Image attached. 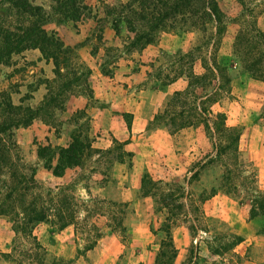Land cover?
I'll use <instances>...</instances> for the list:
<instances>
[{"label":"rangeland","instance_id":"rangeland-1","mask_svg":"<svg viewBox=\"0 0 264 264\" xmlns=\"http://www.w3.org/2000/svg\"><path fill=\"white\" fill-rule=\"evenodd\" d=\"M29 1L50 14L52 22L45 29L55 32L63 44L70 47V51L59 55V73L55 72L52 60L43 59L37 49L12 54L0 65V91L7 93L13 105L23 109L35 110L41 106L37 118L30 125L51 132V137L64 135L69 144L71 136L76 135L93 143L100 136V131L89 133L93 125L91 116L86 109L67 113L66 101L78 95L89 99L94 70L110 74L124 55L145 47L139 44L131 47L133 35L125 29L119 36L112 32L115 37L110 41L106 37V28H111L107 11L124 4L126 0H85L89 12L76 22H58L60 16L53 12L52 0ZM216 3L221 11L220 24L211 22L205 26H193L191 22L183 23L179 19L171 21L165 30L159 32H173L180 36L186 52H164L147 63L149 68L144 84L151 88L179 77H183L188 84L192 75L209 76L207 69L213 63L221 70L211 86L208 83L212 77H208L205 90H195V95L206 93L215 103L201 105L194 101L193 95H182L169 103L171 98L163 111L155 115L156 119L153 118L147 125L145 135L164 128L176 136L173 150L187 149L181 161L152 160L151 170L145 168L137 177L130 169L132 157L128 156L131 152L125 149L127 142L113 139L107 150L93 148L98 152L86 155L80 167L68 169L58 184L45 182V175L48 172L50 175L51 171L44 168L41 181L35 176L42 199L52 197L56 202L66 198L70 203V210L75 213V225L70 226L75 230L77 250H83L96 234H100L101 239L110 233L117 234L121 244L128 247L132 238L127 233V226H124L125 220L122 222L123 229H114V222L119 220L122 209L123 219L127 216L132 218L128 221L131 226H141L148 231L151 241L147 251L154 260L160 251L166 253L160 258L165 264H175V259L168 258L170 244L176 249L180 264H242L247 255L239 256L234 251L237 245L230 248L235 238L240 237L236 231L252 221L249 230L264 233V216H250L251 209L257 208L253 190L264 191V80L255 79L245 69L256 61L260 52L256 29L264 33L260 28L261 23L264 24L260 20L264 14V0H216ZM14 20V11L8 5H1L0 22L15 25ZM23 23L27 25L25 20ZM65 25L68 28L61 36L56 28ZM75 35L80 41L73 46L66 45L64 40L68 41ZM258 68L262 72L260 75H264V64ZM192 90L193 87L190 88ZM183 106L191 110L184 111ZM203 108L213 114L223 113L226 125L240 130L236 154L226 152L214 158L216 137L210 127L214 117L204 116L201 113ZM123 118L129 127L128 116ZM188 123L191 125L188 126ZM29 126L14 131L18 145L17 165L26 176L30 175V168H35L36 175L37 165L43 167L36 153L38 146L59 148L47 143L45 138L38 139L34 135L38 129L31 130L30 127L29 130ZM179 135L182 139L177 137ZM183 141H186V147ZM117 160L128 165L121 176L111 171ZM135 184H139V190L131 202H116L125 204V208L111 203L115 202L112 197L121 187L122 190L131 189ZM55 188L68 189L58 197L53 194L47 196V189ZM5 191L0 184L2 196ZM1 195L0 218L9 223L11 229L16 228V232L12 230L15 237L10 252L1 254L0 258L12 264H90L89 260L78 255L77 260L61 258L48 249L45 241H41L42 235L49 238L59 232L56 226L50 224V221H55L53 216L33 229L31 234L36 240L29 229L22 231L23 222L18 221L20 217L14 218L12 210L1 207ZM217 195L220 199L224 197V201L218 199L212 204V198ZM29 199L23 193L17 194L13 202L15 211H22ZM6 203L14 205L11 201ZM122 256L119 264H127Z\"/></svg>","mask_w":264,"mask_h":264},{"label":"trees","instance_id":"trees-1","mask_svg":"<svg viewBox=\"0 0 264 264\" xmlns=\"http://www.w3.org/2000/svg\"><path fill=\"white\" fill-rule=\"evenodd\" d=\"M85 0H52L54 3L53 12L60 17L58 22L72 21L76 22L83 19L85 12H89L84 3ZM1 5H8L14 11V24L9 22H0V65L4 64L12 54L20 53L29 49L39 50L41 57L45 60H52L55 72L59 73L60 61L59 55H66L70 51L58 38L55 32H48L45 26L52 22V18L41 6L33 5L29 0H0ZM107 16L111 19V29L115 35L119 36L121 30L125 29L133 35L131 47L139 44L141 47L154 44L159 31L168 27L171 21L179 19L181 22H191L193 26H205L208 23H221V11L219 10L216 0H126V2L117 7H111L107 11ZM24 18V19H23ZM27 23L24 26L23 21ZM171 28V27H170ZM256 37L259 40L260 52L255 62L245 66L255 79L264 80V75L258 66L264 64V33L256 29ZM237 44V43H236ZM209 76L192 75L191 81L182 92L174 93L171 101H176L182 95H193L194 101L200 103H215L210 96L205 94L195 95V90H205V81L212 77L208 83L211 86L216 75L221 73L216 63L207 69ZM216 73V74H215ZM259 74V75H255ZM193 90L190 91V88ZM92 96H89L91 98ZM186 99V97H184ZM193 102V103H195ZM41 106L33 110L31 108L23 109L20 106L12 104L10 97L6 92L0 91V184L5 187L6 191L2 196L3 203L1 207L8 208L14 212L13 217L23 222L22 231L29 229L32 235L33 229L40 223H45L53 216L55 221L50 224L56 226L57 231L65 227L75 225V213L70 209V203L65 200H56L50 197L48 200L42 199L39 193L40 186L35 180V168H30V175L26 176L19 171L17 161V143L14 137V131L20 127H28L31 122L37 118L38 110ZM184 111L191 110L185 109ZM201 113L213 116L211 129L214 139L215 155L214 158L224 155L226 152L236 154L238 152L237 143L239 140L240 130L226 125V117L223 113L213 114L211 110L201 109ZM157 116L154 117L156 119ZM188 126L191 124L188 123ZM209 126V124H207ZM95 151L92 143L86 139L73 135L71 141L66 147L55 148L50 145L38 146L37 157L42 161L43 168L51 171L53 176L61 177L69 168L80 167L83 158ZM128 156H132L128 153ZM214 160V159H213ZM213 160L210 162L212 163ZM121 162V160H117ZM146 177H143V179ZM233 188V187H232ZM68 188L47 189V196L56 195L67 191ZM57 192V193H55ZM228 192V191H227ZM23 193L30 199L26 207L16 212V195ZM55 193V194H54ZM254 202L257 208L251 209V218L264 216V191L255 189ZM11 201L14 205L6 202ZM125 208V204L111 202ZM16 210V211H15ZM120 218L116 221L115 228L123 227V209L119 212ZM16 232V228L12 229ZM113 231V230H112ZM168 236V232H167ZM33 239L35 237L32 235ZM171 240V236L169 235ZM100 239V234H96L94 239L89 242L83 250L78 249L77 255L82 256L86 251L91 250ZM243 241L242 237H236L230 244L235 247ZM172 242V241H171ZM37 246H39L36 243ZM170 260L176 258V249L170 244ZM166 256L164 251H160L155 264H165L160 260ZM71 262V261H70Z\"/></svg>","mask_w":264,"mask_h":264},{"label":"crops","instance_id":"crops-1","mask_svg":"<svg viewBox=\"0 0 264 264\" xmlns=\"http://www.w3.org/2000/svg\"><path fill=\"white\" fill-rule=\"evenodd\" d=\"M260 20L264 22V14L260 16ZM67 28V25L58 26L56 30L63 36V31H66ZM260 28L264 30V24L261 23ZM112 32L114 31L111 28H106V37L109 41L115 37ZM73 36L68 41L62 40L66 45L73 46L80 41L78 36ZM180 50L183 52L187 50L185 45L181 43L180 36L173 32H158L156 43L124 55L110 74H103L97 69L94 70L90 80L91 98L87 99L78 95L71 96L66 101L67 113L81 109L87 110L91 116V123H93L89 133L96 134V131H100V136L93 140L92 147L94 149L107 150L110 148L113 139L119 142H127L125 149L132 154V167L130 169L137 177L145 168L148 171L151 170L152 160L174 162L175 159L181 161L186 156V148L183 151L181 148V151L177 152L173 150V139L176 136L169 134L166 129L157 128L145 135L147 125L155 115L163 111L174 93L182 92L187 86L183 77L152 88L147 86L144 84L149 68L147 63L164 52L172 54ZM89 103L95 104L90 105ZM124 116L129 118V127L123 118ZM30 127L31 130L38 129L34 133L38 139L45 138L47 143L53 146L66 147L68 145L64 135L51 137V132L45 131L43 128H38L34 124L29 126V130ZM177 137L182 139V135ZM183 143L186 147V141ZM169 162L166 164L169 165ZM37 166L35 176L40 180L44 176V169L40 164ZM127 169L128 165L125 162H116L111 166L113 174L120 173V176ZM66 171L61 177L53 176L52 173L49 175L48 172L45 175L47 176L45 182L58 184L63 180ZM138 190L139 184L133 185L131 189L122 190L121 187L112 199L115 202H131ZM223 198L220 199L219 195L213 197L212 204H215L214 201H218V199L224 201ZM131 219L129 216L123 219L125 220L124 226H127V233L132 238L128 247L121 244L117 234L110 233L103 236L91 250L86 251L80 257L89 260L90 264H119L120 257L124 254L122 258L127 261V264H155L154 257L147 251L151 241L150 235H147L148 231L141 226H131L132 224L128 223ZM251 222L249 221L246 226L241 227L240 231H236L243 238V241L235 247L234 251L239 256L247 255L242 264H264V233L251 232L248 227ZM14 237L15 234L9 223L0 218V256L10 252ZM74 237V228L67 226L52 237L45 238V235H42L41 241H45L48 249L59 257L77 260V247ZM134 253L137 254L134 255ZM178 260V256H176L175 264H180ZM0 264L12 263L0 258Z\"/></svg>","mask_w":264,"mask_h":264}]
</instances>
